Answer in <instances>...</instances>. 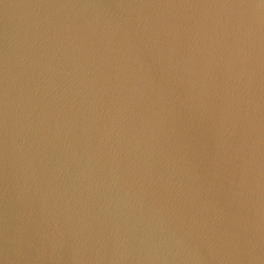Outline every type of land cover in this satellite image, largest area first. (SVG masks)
<instances>
[{
  "label": "water",
  "instance_id": "1",
  "mask_svg": "<svg viewBox=\"0 0 264 264\" xmlns=\"http://www.w3.org/2000/svg\"><path fill=\"white\" fill-rule=\"evenodd\" d=\"M0 264H264V0H0Z\"/></svg>",
  "mask_w": 264,
  "mask_h": 264
}]
</instances>
